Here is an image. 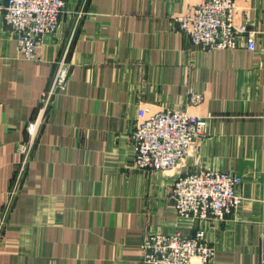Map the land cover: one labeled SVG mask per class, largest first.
<instances>
[{"label": "crops", "instance_id": "1", "mask_svg": "<svg viewBox=\"0 0 264 264\" xmlns=\"http://www.w3.org/2000/svg\"><path fill=\"white\" fill-rule=\"evenodd\" d=\"M199 1L66 0L58 30L31 60L0 0V211L13 196L0 264H146L148 234L199 228L216 248L213 264H264V0H237L236 22L250 17L255 51L245 38L234 49L195 47L176 17ZM66 52V88L19 181L18 145ZM193 92L204 93L201 105L190 103ZM145 107L213 118L175 168L147 170L131 140ZM203 169L244 177L242 206L224 220L173 208L176 179Z\"/></svg>", "mask_w": 264, "mask_h": 264}, {"label": "built area", "instance_id": "2", "mask_svg": "<svg viewBox=\"0 0 264 264\" xmlns=\"http://www.w3.org/2000/svg\"><path fill=\"white\" fill-rule=\"evenodd\" d=\"M66 0H6L4 20L18 35L21 55L26 59H40L39 48L46 35L56 32L61 24ZM237 0H200L187 5L176 17L180 28L192 44L203 50L234 49L245 38L249 50L257 49L251 19L243 13L242 22H236ZM84 11L78 13V20ZM67 52L57 61V68L48 87L38 115L29 121V138L21 141L18 151L22 154L19 177L26 171L34 149L39 129L54 99L62 93L70 73ZM192 105L205 100L201 92L189 96ZM211 113L199 115L181 109L139 110L138 119L131 133L134 143V163L141 169L168 170L175 168L189 153L190 147L205 132ZM18 177V178H19ZM244 177L235 171L203 169L180 175L172 189L173 208L181 217L201 220L220 219L236 213L243 203L239 187ZM13 196L0 211V244L2 242ZM146 264H195L200 257L203 264H213L216 248L199 228L194 235L181 231L154 233L144 238ZM264 263V259H263Z\"/></svg>", "mask_w": 264, "mask_h": 264}, {"label": "rangeland", "instance_id": "3", "mask_svg": "<svg viewBox=\"0 0 264 264\" xmlns=\"http://www.w3.org/2000/svg\"><path fill=\"white\" fill-rule=\"evenodd\" d=\"M66 7V6H65ZM221 50V49H220ZM204 94V93H203ZM190 101V100H189ZM205 101V100H204ZM186 111V110H185ZM192 113V112H191ZM213 118V117H212ZM201 137V136H200ZM33 154V150H32V153ZM242 175V174H241ZM243 176V175H242ZM18 177H19V173H18ZM21 177L18 178V180L20 181ZM174 185V184H173ZM173 187V186H172ZM179 231V230H178ZM176 232V231H174ZM174 232H162V233H174ZM158 233V232H157ZM150 234H154V233H150ZM148 234V235H150ZM143 248H144V240H143Z\"/></svg>", "mask_w": 264, "mask_h": 264}]
</instances>
